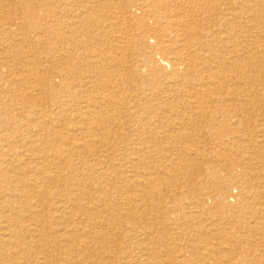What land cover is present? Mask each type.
<instances>
[{
    "label": "bare ground",
    "instance_id": "obj_1",
    "mask_svg": "<svg viewBox=\"0 0 264 264\" xmlns=\"http://www.w3.org/2000/svg\"><path fill=\"white\" fill-rule=\"evenodd\" d=\"M0 264H264V0H0Z\"/></svg>",
    "mask_w": 264,
    "mask_h": 264
}]
</instances>
